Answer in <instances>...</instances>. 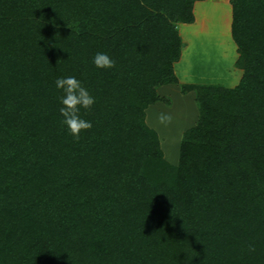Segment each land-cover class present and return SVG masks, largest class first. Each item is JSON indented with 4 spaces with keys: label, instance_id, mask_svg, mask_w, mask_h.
I'll use <instances>...</instances> for the list:
<instances>
[{
    "label": "trees",
    "instance_id": "1",
    "mask_svg": "<svg viewBox=\"0 0 264 264\" xmlns=\"http://www.w3.org/2000/svg\"><path fill=\"white\" fill-rule=\"evenodd\" d=\"M197 1L0 0V264H264V0H230L240 83L187 86L213 95L181 146L201 169L151 174L144 108L176 81ZM68 76L95 99L78 139Z\"/></svg>",
    "mask_w": 264,
    "mask_h": 264
},
{
    "label": "rangeland",
    "instance_id": "2",
    "mask_svg": "<svg viewBox=\"0 0 264 264\" xmlns=\"http://www.w3.org/2000/svg\"><path fill=\"white\" fill-rule=\"evenodd\" d=\"M231 14L230 0H201L193 5V22L177 24L178 33L184 34L180 37L182 44L186 41L189 47L181 50L179 59L172 63L176 81L157 86L156 100L144 108L145 125L156 134L164 162L163 167L152 168V176L173 178L178 167L199 171L205 161L197 151L189 159L180 160L188 131L200 119L203 100L199 97L213 102V95L187 86L233 89L240 83L244 67L238 61L239 52L231 37ZM216 96V103L224 97L218 92ZM162 112L172 116L171 123L159 122Z\"/></svg>",
    "mask_w": 264,
    "mask_h": 264
},
{
    "label": "clouds",
    "instance_id": "3",
    "mask_svg": "<svg viewBox=\"0 0 264 264\" xmlns=\"http://www.w3.org/2000/svg\"><path fill=\"white\" fill-rule=\"evenodd\" d=\"M97 68H113L115 61L106 53H97L93 60ZM57 89L63 90L64 95L61 97L60 114L62 115L63 123L68 127L70 133L79 138L83 130L92 128L89 121L82 119L79 116L80 107L89 109L95 103V99L90 95L89 91L82 85V82L74 76L59 77L55 81ZM158 120L161 124H169L172 121V116L167 113H160Z\"/></svg>",
    "mask_w": 264,
    "mask_h": 264
},
{
    "label": "crops",
    "instance_id": "4",
    "mask_svg": "<svg viewBox=\"0 0 264 264\" xmlns=\"http://www.w3.org/2000/svg\"><path fill=\"white\" fill-rule=\"evenodd\" d=\"M210 4H211V3H210ZM193 32H194V31H193ZM193 32L191 31L190 33L192 34ZM190 33H189V34H190ZM180 34H181V35H180ZM179 35H180V37H181V36H184V34H182V33H180V32H179ZM187 47H189V43L186 42V41H184V42H183V47H182L183 52H184V50H186ZM187 49H188V48H187Z\"/></svg>",
    "mask_w": 264,
    "mask_h": 264
}]
</instances>
